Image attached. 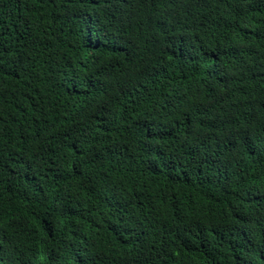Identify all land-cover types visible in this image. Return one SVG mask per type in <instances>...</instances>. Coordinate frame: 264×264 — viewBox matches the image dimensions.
I'll return each mask as SVG.
<instances>
[{
	"label": "trees",
	"instance_id": "trees-1",
	"mask_svg": "<svg viewBox=\"0 0 264 264\" xmlns=\"http://www.w3.org/2000/svg\"><path fill=\"white\" fill-rule=\"evenodd\" d=\"M0 264H264V0H0Z\"/></svg>",
	"mask_w": 264,
	"mask_h": 264
}]
</instances>
